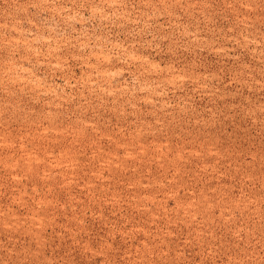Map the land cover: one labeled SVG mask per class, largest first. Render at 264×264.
Returning a JSON list of instances; mask_svg holds the SVG:
<instances>
[{"label": "rangeland", "instance_id": "obj_1", "mask_svg": "<svg viewBox=\"0 0 264 264\" xmlns=\"http://www.w3.org/2000/svg\"><path fill=\"white\" fill-rule=\"evenodd\" d=\"M0 264H264V0H0Z\"/></svg>", "mask_w": 264, "mask_h": 264}]
</instances>
